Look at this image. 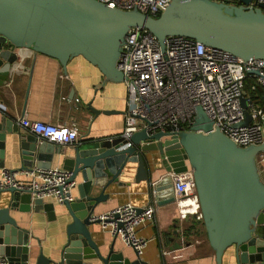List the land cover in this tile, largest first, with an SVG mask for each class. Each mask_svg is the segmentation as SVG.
<instances>
[{
  "label": "water",
  "instance_id": "95a60500",
  "mask_svg": "<svg viewBox=\"0 0 264 264\" xmlns=\"http://www.w3.org/2000/svg\"><path fill=\"white\" fill-rule=\"evenodd\" d=\"M251 1L240 0L244 5ZM132 26L150 30L162 49L167 36L180 34L244 60L264 58V4L251 8L212 0H172L156 17L137 9L112 8L98 0H0V74L9 72L17 59V48H27L57 58L64 69L70 58L81 55L99 68L106 81H123L116 64ZM241 102L245 118L235 126L248 125L251 119L246 98ZM88 107L95 114L99 112ZM10 123L9 119L0 122V159L6 132L15 129ZM19 144L21 164L13 169L44 167L43 158L58 154L62 167L71 171V179L81 177L77 197L63 201L70 221L65 226L60 264H149L137 252L131 259L122 250H115L116 235L107 250L102 249L103 243L94 239L90 228L101 222L92 219L94 210L110 196L106 192L110 184H128L127 179L145 180L159 205L175 202L171 172L188 167L215 263L222 264L225 249L234 245L237 264H264V236L257 228L264 226V182L257 164L258 155L264 152V139L247 146L236 144L213 128L200 106L190 130L178 122L153 133L142 128L129 140L122 133L82 135L70 144L40 140L29 132ZM147 153L165 169L155 181L151 180ZM31 206L47 210L52 203L33 197L29 189L0 187V256L7 264H30L34 255L36 244L30 241L29 231L10 213L11 209L25 211ZM38 249L34 264L54 262Z\"/></svg>",
  "mask_w": 264,
  "mask_h": 264
},
{
  "label": "built area",
  "instance_id": "2783aa9c",
  "mask_svg": "<svg viewBox=\"0 0 264 264\" xmlns=\"http://www.w3.org/2000/svg\"><path fill=\"white\" fill-rule=\"evenodd\" d=\"M98 1L112 8L137 9L156 16L172 0ZM212 1L251 8L264 4V0H252L248 5L240 0ZM116 66L123 73L126 87L125 121L121 133L128 140L134 131L142 128L153 133L178 122L185 130H190L197 106L204 110L213 128H218L240 146L258 144L264 139V105L258 101L260 98L264 104V58L244 60L227 50L206 46L180 34L167 36L162 49L158 38L150 30L132 26L125 35ZM247 78L252 79L250 89L253 92L246 88ZM259 87L262 89L260 93L257 91ZM242 97L246 98L251 119L248 125L235 126L245 118ZM75 100L78 102L79 98ZM0 110H5L2 101ZM18 122L40 140L70 144L79 138L75 121L53 123L22 116ZM21 174L25 178H21ZM71 175V171L61 166H33L28 169L2 167L0 187L29 189L33 197L52 198L63 203L75 198L73 188L76 181L71 179ZM171 176L179 218L186 219L192 214L195 219L201 220L192 169L188 167L180 172H171ZM154 218L155 199L142 207L125 202L106 213L92 216V219L101 221L102 229L119 236L139 255L148 239L139 235L137 229ZM0 264H7L1 256Z\"/></svg>",
  "mask_w": 264,
  "mask_h": 264
},
{
  "label": "crops",
  "instance_id": "0c3cea01",
  "mask_svg": "<svg viewBox=\"0 0 264 264\" xmlns=\"http://www.w3.org/2000/svg\"><path fill=\"white\" fill-rule=\"evenodd\" d=\"M15 52L17 59L9 72L0 74V101L5 105V110H0V122L9 119L15 128L6 132L3 157L0 159L3 167H20V138L29 134L18 122L22 116L53 123L75 121L79 137L115 136L122 132L126 108L123 81H106L99 68L81 55L70 58L64 69L57 58L44 53L27 48H17ZM75 98H79V101ZM88 105L99 112L95 114ZM105 110L115 112L104 113ZM150 155L147 153L146 157L152 171L151 180L155 181L165 174V169L160 167L158 160L150 159ZM41 163L44 167H62V156L53 154L49 159L43 158ZM257 164L264 182V153L258 155ZM155 165L158 167L155 168ZM20 177L25 178V175L21 174ZM75 181L73 195L77 197V183L81 177L78 176ZM126 183L110 184L106 188L110 196L97 205L94 214L106 213L125 202L142 207L155 199L145 180L137 182L127 179ZM44 203H52V208L45 210L31 206L25 211L11 209L10 213L21 227L29 231L30 241L36 244L30 264L35 263L39 247L54 261L50 264H60L66 241L65 226L70 216L63 203L52 198L44 199ZM190 225L192 227L189 228ZM90 228L94 239L102 242V249L107 250L114 235L102 229L100 223ZM257 228L264 236V226ZM137 231L148 239L140 257L149 264H216L214 250L206 241L201 221L188 217L180 219L175 202L159 205L155 201L154 220L143 223ZM180 244L181 247L174 248ZM114 249L122 250L126 257L135 258V249L126 245L119 236L115 238ZM222 264H237L234 245L225 249Z\"/></svg>",
  "mask_w": 264,
  "mask_h": 264
},
{
  "label": "trees",
  "instance_id": "16d2710c",
  "mask_svg": "<svg viewBox=\"0 0 264 264\" xmlns=\"http://www.w3.org/2000/svg\"><path fill=\"white\" fill-rule=\"evenodd\" d=\"M157 16H159V14L156 15V17H157ZM251 83H252V79H251V78H247V79H246V83H245V85H246V88H247L248 90H250V91H251V89H250V85H251ZM257 91H258V93H260V92L262 91V89H260V87H259ZM251 92H253V91H251ZM258 101L261 103V105H264V104H262L263 102L261 101L260 98L258 99ZM196 221H197V219H196ZM198 221H201V224L203 225V228H204V231H205V234H206V241L208 242L207 233H206V229H205L204 223H203L202 219H201V220H198ZM190 227H192V225H190L189 228H190ZM186 237H187V236H186ZM208 243H209V242H208ZM209 245H210V244H209Z\"/></svg>",
  "mask_w": 264,
  "mask_h": 264
},
{
  "label": "rangeland",
  "instance_id": "374dc122",
  "mask_svg": "<svg viewBox=\"0 0 264 264\" xmlns=\"http://www.w3.org/2000/svg\"><path fill=\"white\" fill-rule=\"evenodd\" d=\"M263 119V129H262V134L264 135V115L262 116ZM188 219L195 220V216L192 214L188 215Z\"/></svg>",
  "mask_w": 264,
  "mask_h": 264
}]
</instances>
